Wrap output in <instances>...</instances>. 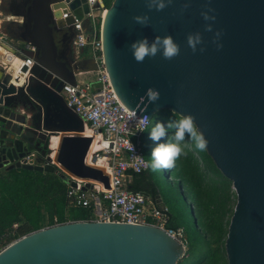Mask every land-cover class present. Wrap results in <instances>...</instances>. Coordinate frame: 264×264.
Listing matches in <instances>:
<instances>
[{
	"label": "water",
	"instance_id": "obj_1",
	"mask_svg": "<svg viewBox=\"0 0 264 264\" xmlns=\"http://www.w3.org/2000/svg\"><path fill=\"white\" fill-rule=\"evenodd\" d=\"M189 7L183 9L184 4ZM5 13L21 17L6 23V50L34 61L29 75L0 67V173L14 168L60 171L109 187L101 168L86 162L92 137L83 119L66 106L60 91L77 76L95 72L93 57H72L74 16L83 20L86 0H2ZM206 5L214 21L201 16ZM99 6V3L95 5ZM62 9L68 16L62 18ZM147 14L149 25L134 22ZM211 23L212 31H205ZM102 58L111 85L125 108L150 120L168 109L193 114L208 139L207 154L232 183L236 201L227 227V264H264V0H172L149 11L145 0H112L100 17ZM216 31L221 36L217 48ZM199 32L195 52L187 44ZM171 35L180 54L158 53L137 63L133 41ZM32 45L34 51L24 49ZM203 48L204 51H200ZM149 88L160 98L151 103ZM60 135L52 155L50 140ZM71 186L75 187L74 181ZM148 196L145 191L141 192ZM157 207L164 206L159 195ZM183 244L147 224L80 220L23 235L0 251V264H177Z\"/></svg>",
	"mask_w": 264,
	"mask_h": 264
},
{
	"label": "trees",
	"instance_id": "obj_2",
	"mask_svg": "<svg viewBox=\"0 0 264 264\" xmlns=\"http://www.w3.org/2000/svg\"><path fill=\"white\" fill-rule=\"evenodd\" d=\"M102 2L107 8L112 0ZM87 27L90 31V25ZM99 28L100 23L97 30ZM155 115L165 126L169 120L181 118L168 109L159 110ZM174 131L169 129L168 137L163 142L170 140ZM184 143L190 144L187 137ZM186 151L187 155L181 156L174 168L162 170L165 177L174 178L175 191L162 190L158 173L151 169L149 160L145 171L131 173L128 189L133 192L145 191L150 207L156 206V196L159 195L167 207V227L183 229L187 249L177 264H227L224 241L236 201L232 183L220 173L206 151H199L191 144ZM66 190V177L60 171L14 168L0 173L2 244L50 226L54 218L58 223L90 220L92 215L89 209L71 207Z\"/></svg>",
	"mask_w": 264,
	"mask_h": 264
},
{
	"label": "built area",
	"instance_id": "obj_3",
	"mask_svg": "<svg viewBox=\"0 0 264 264\" xmlns=\"http://www.w3.org/2000/svg\"><path fill=\"white\" fill-rule=\"evenodd\" d=\"M86 2L89 9L84 13L83 20H78L74 16L72 57L77 61L87 50L89 56L95 59L97 70L93 72L95 73L93 81L86 83L77 81L75 85L64 83L60 93L66 106L77 113L90 129L92 140L96 138L103 141L98 150L91 152L89 161L86 162L104 171L108 176L109 187L104 188L101 183L90 181L93 187L84 189L86 180L65 172L54 161L51 163L66 177V197L71 207L89 209L92 215L90 220L152 225L182 243L186 252L187 240L183 229L167 227V207L165 205L150 207L141 192L128 189L131 173H141L148 168V161L142 151L141 135L147 129L150 120L141 131L138 123L140 115L137 114L135 117V111L129 112L116 95L103 64L102 41L100 30H97L104 5L101 0ZM97 3L98 7L95 6ZM62 12V18H66L68 10L62 9ZM10 21L20 22L21 17L0 11V67L8 69L11 66L17 75L22 74L21 69L24 65L27 66L22 76L24 80L29 75V69L34 61L29 56L22 57L5 49L4 44H8L9 39L6 31H2V25ZM85 23L87 26L90 25V31ZM23 48L31 51L35 49L30 44L24 45ZM145 117L146 115L142 118ZM72 181L75 182V187L71 186ZM58 224L60 223L54 218V223L50 226ZM13 227L16 228V224ZM8 244L3 245L0 240V251Z\"/></svg>",
	"mask_w": 264,
	"mask_h": 264
},
{
	"label": "clouds",
	"instance_id": "obj_4",
	"mask_svg": "<svg viewBox=\"0 0 264 264\" xmlns=\"http://www.w3.org/2000/svg\"><path fill=\"white\" fill-rule=\"evenodd\" d=\"M172 3V0H145L146 7L149 11L155 9L156 11L164 10L168 5ZM189 7V4H184L183 9ZM207 10L201 12V16L205 21H214L215 16L210 15L214 11L211 7L206 5ZM134 22L140 24L143 27L149 25L150 17L145 13L143 15H136L133 17ZM212 24L205 25V31L211 32ZM221 36L220 31H216L213 42L217 43ZM203 43L201 33H190L187 36V44L193 52L197 50V46ZM132 52V56L137 63H143L146 58H154L159 53L163 59L171 60L180 54V46L177 44L171 35H165L163 37L157 35L151 41L148 37L144 36L131 43L129 46ZM222 44L217 43V48H221ZM200 51H204L200 48ZM151 103L156 102L160 98L158 90L149 88L146 93ZM141 126V131L147 126L148 119L141 118L138 121ZM174 129V135L166 142L159 143L162 138L168 137V130ZM186 137L190 141L191 145H194L195 149L199 151H206L208 147V139L205 133L198 126L196 117L189 113L184 114L179 120H169L165 126L162 122H156L151 128L150 139L156 143V146L151 152V164L150 167L153 171L170 170L175 167L176 161L181 156H186L190 144L184 143ZM130 143V142H129ZM131 144V143H130ZM133 150V146H132Z\"/></svg>",
	"mask_w": 264,
	"mask_h": 264
},
{
	"label": "rangeland",
	"instance_id": "obj_5",
	"mask_svg": "<svg viewBox=\"0 0 264 264\" xmlns=\"http://www.w3.org/2000/svg\"><path fill=\"white\" fill-rule=\"evenodd\" d=\"M0 10H3L2 6L0 7ZM3 13H5V12H3ZM94 77H95V73H93V72L83 73V74L77 76V80L81 83H86V82L93 81ZM156 122H161V121H160V118L158 116L154 115L150 119V122H149V125H148L146 131L141 136L143 155L147 161L148 160L150 161V163H151V152H152L153 148L156 146V143H158V142H154L153 140L150 139L151 128L155 125ZM86 128L89 129L88 127H86ZM163 140H164V138H162L161 141H159V143H163ZM90 151H91V149H90ZM154 172L158 173L157 179H158L159 185L162 188V190H167V189H169L170 191L176 190V182L172 176L167 175V177H165L164 174L162 173V170L154 171ZM182 205H184V204H182ZM184 210L187 213L186 207L184 208Z\"/></svg>",
	"mask_w": 264,
	"mask_h": 264
},
{
	"label": "bare ground",
	"instance_id": "obj_6",
	"mask_svg": "<svg viewBox=\"0 0 264 264\" xmlns=\"http://www.w3.org/2000/svg\"><path fill=\"white\" fill-rule=\"evenodd\" d=\"M84 134L92 136L90 129H87V128L85 129ZM59 141H60V135H55V136L51 137L50 147L52 149L53 155L57 151ZM102 143H103V141L101 139L93 138L92 143H91V147H90L91 151L89 150V152L87 154V158H86L87 162L89 161L88 159L90 157L91 152L94 150H98L100 148V146L102 145Z\"/></svg>",
	"mask_w": 264,
	"mask_h": 264
},
{
	"label": "crops",
	"instance_id": "obj_7",
	"mask_svg": "<svg viewBox=\"0 0 264 264\" xmlns=\"http://www.w3.org/2000/svg\"><path fill=\"white\" fill-rule=\"evenodd\" d=\"M1 7V6H0ZM0 11H3V10H0ZM4 12V11H3ZM2 31H6V24H3L2 25ZM84 56H86V57H88L89 56V53H88V51L87 50H85L84 51V54H83ZM81 75V74H80ZM78 81V80H77ZM146 197V196H145ZM160 197V196H159ZM161 199V198H160ZM161 201H162V199H161ZM148 202H150V201H148ZM163 202V201H162ZM164 203V202H163ZM148 204V203H147ZM156 204V206H157V203H155ZM165 205V204H164Z\"/></svg>",
	"mask_w": 264,
	"mask_h": 264
}]
</instances>
